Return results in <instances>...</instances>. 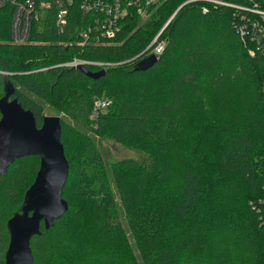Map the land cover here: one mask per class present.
Returning a JSON list of instances; mask_svg holds the SVG:
<instances>
[{
	"label": "trees",
	"instance_id": "1",
	"mask_svg": "<svg viewBox=\"0 0 264 264\" xmlns=\"http://www.w3.org/2000/svg\"><path fill=\"white\" fill-rule=\"evenodd\" d=\"M128 9L115 39L81 47L74 33L89 17L77 7L64 32L49 9L26 45L11 39L13 6L0 8V99L12 83L39 127L46 111L60 115L70 165L68 210L49 230L42 222L34 264H264V56L242 45L233 7L157 0L144 21ZM160 30L165 50L138 72L133 58ZM75 56L115 65L97 80L61 65ZM89 133L139 156L106 161ZM39 161L0 174V264Z\"/></svg>",
	"mask_w": 264,
	"mask_h": 264
},
{
	"label": "water",
	"instance_id": "2",
	"mask_svg": "<svg viewBox=\"0 0 264 264\" xmlns=\"http://www.w3.org/2000/svg\"><path fill=\"white\" fill-rule=\"evenodd\" d=\"M159 58L148 56L136 62L135 70L146 71ZM87 77L100 79L106 69L93 71L79 67ZM15 88L12 83L5 85L0 99V174L6 176L9 164L23 156H39V170L30 188L25 190L20 211L7 221L10 242L5 253L4 264H34L31 241L41 231L53 227L55 220L63 217L68 210V201L63 198L70 165L61 141L60 117L45 116L39 127L32 111L25 109L13 99Z\"/></svg>",
	"mask_w": 264,
	"mask_h": 264
},
{
	"label": "built area",
	"instance_id": "3",
	"mask_svg": "<svg viewBox=\"0 0 264 264\" xmlns=\"http://www.w3.org/2000/svg\"><path fill=\"white\" fill-rule=\"evenodd\" d=\"M205 1L233 7V29L241 39L242 45H245L251 57L264 56V0H230L228 3L221 0ZM156 2L157 0H0V8L7 4L13 6L11 39L17 45H26L36 42L34 38H31L32 25L34 22L42 20L45 12L49 9L55 10L54 24H56L59 32H64L69 25L71 9L77 7L89 18L86 19V24L77 27L74 33V42L81 47H86L90 44L100 46L106 41L115 39L116 34L121 30L122 20L129 14L130 5L137 7V14L140 20L144 21L150 14L151 4ZM203 12H208L207 7H203ZM171 20L172 17L167 25ZM162 30L140 55L133 58L134 60L140 61L150 55L160 58L166 44V40L160 34ZM89 64L98 67V71L106 69L109 65H115L107 61L83 60L79 56L61 63L62 66L68 68H79L81 65L87 67ZM262 100H264V85ZM109 102L110 100L106 98L96 99L93 103L91 118L100 117L105 112Z\"/></svg>",
	"mask_w": 264,
	"mask_h": 264
},
{
	"label": "rangeland",
	"instance_id": "4",
	"mask_svg": "<svg viewBox=\"0 0 264 264\" xmlns=\"http://www.w3.org/2000/svg\"><path fill=\"white\" fill-rule=\"evenodd\" d=\"M249 53V52H248ZM249 56H251L249 54ZM55 115L61 118L60 115L55 114L52 110L46 111L45 116ZM89 135L93 138L98 139V149L103 153L106 158V161H116L120 160L121 158H135L139 156V153L134 150H130L127 147L120 146L117 143H114L113 140L106 138V139H99V137H95L93 133H89Z\"/></svg>",
	"mask_w": 264,
	"mask_h": 264
}]
</instances>
